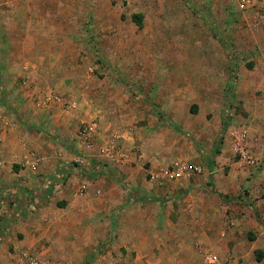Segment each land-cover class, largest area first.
<instances>
[{"label":"rangeland","instance_id":"rangeland-1","mask_svg":"<svg viewBox=\"0 0 264 264\" xmlns=\"http://www.w3.org/2000/svg\"><path fill=\"white\" fill-rule=\"evenodd\" d=\"M59 5L66 8L67 15L56 23L64 27L66 22L73 40L66 56L72 66L14 67L17 79L12 89L17 98L23 91L52 88L49 79L61 78L53 88L58 94L60 87L71 89L74 99L52 95L64 104H75L71 108L61 104L72 113L88 108L83 92H90L98 104L116 110L113 119L109 115L116 131L128 129L136 141L126 147L120 142L130 153L129 162L110 159L104 167L123 190H181V198L187 195L185 190H207L224 199L229 222L213 223L196 214L200 224L196 222L195 238L189 244L193 253L181 264H207L204 257L208 253L234 264L233 254L242 252L245 259L236 264H264V256L257 261L256 254V250L264 254V237L257 240L258 228L264 231V214L257 211L260 226L236 225L230 220L237 204L228 199L240 197L218 191L241 190L245 197L249 190H264V91L259 88L255 97L246 99L237 93L242 76H252L257 82L264 76V21L260 15L264 0L249 11H240L237 0H66ZM49 6L45 3L44 9ZM134 14L142 15V27L134 22ZM41 21L45 27L51 23ZM16 39L19 42L20 36ZM8 53L0 52V77L4 78ZM12 53L20 55L18 44ZM95 118L91 122L99 124V117ZM90 123L80 124L82 135ZM238 131H246L254 163L240 161L234 149ZM112 163L131 165L137 179L143 176L153 186L146 189L141 183L125 182V175ZM111 237L115 239L113 234ZM113 243L110 247L96 244L82 258L53 260L55 264H123L116 260L117 251L132 258L138 252L131 250V244L119 247L108 255L114 258L110 263L106 254ZM140 247L146 250L147 244L139 243L137 250ZM71 249L75 255L80 247L73 243ZM159 252L155 250V257ZM3 253L0 251V264H9V252ZM179 261L175 259V264Z\"/></svg>","mask_w":264,"mask_h":264},{"label":"crops","instance_id":"crops-1","mask_svg":"<svg viewBox=\"0 0 264 264\" xmlns=\"http://www.w3.org/2000/svg\"><path fill=\"white\" fill-rule=\"evenodd\" d=\"M63 2L66 0H0V52H9L4 58L8 74L0 77V251L9 252L10 261L25 252L36 251L43 259L52 260L46 264H55V257L82 258L96 244L107 243L110 247L113 234L114 243L107 258L104 256L110 258V263H114V258L108 256L110 252L131 244L134 247L131 250L138 251L136 256L132 258L117 251L116 260H122L123 264H175V259H179L181 264L193 253L189 244L194 241L195 226L200 224L196 214L211 218L213 223L229 222L227 207L218 194L185 190L187 195L181 198L184 195L181 190L127 193L104 169L110 159L103 148L113 134L118 132L125 137L124 142L121 140L124 146L136 142L128 129L116 131L109 118L111 114L113 119L116 110L98 104L90 92H83L84 100L89 101L88 108L80 107L72 113L59 103L45 105L50 94H58L53 85L62 82L61 78L49 79L52 88L23 91L20 98L12 89L17 79L16 66L27 70L39 66H72L66 56L73 40L66 22L64 27L56 23L66 18V8L59 5ZM45 3L51 6L44 9ZM44 19L51 20L48 27L41 21ZM17 44L19 56L12 53ZM32 73L36 77L37 73ZM27 75L31 76L30 71ZM60 88L62 93L58 95L63 100L74 99L71 89ZM259 88L264 91V76L257 82L252 76L244 75L237 93L242 99L250 95L253 98ZM95 117H99L97 137L88 144L79 132L80 124L90 123ZM117 167L125 175V182L141 183L146 189L153 186L143 176L137 179L131 165L123 163ZM85 170L94 177L82 174ZM81 187L85 188L83 194L79 193ZM218 191L240 197L235 203L232 223L260 226L256 218L257 211L264 214V190H249L245 197L241 190ZM260 229L257 240L264 237ZM73 243L80 247L79 255H74ZM139 243L147 244V249L137 250ZM156 249H160L158 257H155ZM233 256L234 264L246 257L243 252Z\"/></svg>","mask_w":264,"mask_h":264},{"label":"built area","instance_id":"built-area-1","mask_svg":"<svg viewBox=\"0 0 264 264\" xmlns=\"http://www.w3.org/2000/svg\"><path fill=\"white\" fill-rule=\"evenodd\" d=\"M259 0H237V5L240 11H249L253 10L257 7ZM260 15L262 21H264V5H262V8L260 10ZM49 103H60L66 106V108H71L75 104L65 103L62 101V99L57 95L50 94L46 99L44 104L48 105ZM98 130V124L96 122H91L88 124L86 128L83 130V138L84 140L90 144L94 138V136L97 134ZM234 149L236 153L240 155V161L241 162H247V163H254L255 159L254 156L250 154V151L247 148L246 145V139L247 134L246 131H238L234 134ZM122 139V135L119 133H115L111 136L110 140L108 141V144L103 148V152L105 153V156L109 159L118 160L122 162H129L131 160L130 153L127 152L123 145L120 143ZM78 162H82V160H79ZM187 170L190 169V167H186ZM197 169V168H196ZM85 188L81 187L80 191L84 192ZM205 262L207 264H231L228 260H223L221 257L217 254H205ZM47 261L43 259V257L36 251H29L23 253L21 256H19L16 259H12V261L9 264H46Z\"/></svg>","mask_w":264,"mask_h":264},{"label":"trees","instance_id":"trees-1","mask_svg":"<svg viewBox=\"0 0 264 264\" xmlns=\"http://www.w3.org/2000/svg\"><path fill=\"white\" fill-rule=\"evenodd\" d=\"M132 18H133V20H134V22L135 23H137V25L138 26H140V27H142L143 26V17H142V15H140V14H134L133 16H132ZM196 110H197V108H195V109H193L192 111L193 112H196ZM82 174H84L85 176H88V177H90V178H92V176L94 177V175H91L90 176V174H89V172L88 171H84ZM223 199V198H222ZM237 199L238 198H230V199H228L229 201H237ZM157 201H159V200H157ZM223 201H224V199H223ZM113 238L111 237L110 239H109V242H113ZM105 245H107V243L106 244H103V246H105ZM256 254H257V261H262V259H263V256H264V254H263V251L262 250H256Z\"/></svg>","mask_w":264,"mask_h":264}]
</instances>
